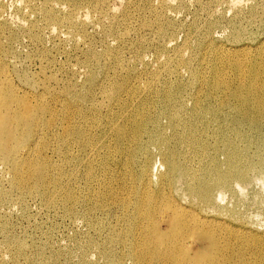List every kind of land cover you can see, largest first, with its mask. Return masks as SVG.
<instances>
[{
    "label": "bare ground",
    "instance_id": "obj_1",
    "mask_svg": "<svg viewBox=\"0 0 264 264\" xmlns=\"http://www.w3.org/2000/svg\"><path fill=\"white\" fill-rule=\"evenodd\" d=\"M193 5L205 19L179 42L173 21ZM225 6L235 16L220 42ZM19 12L27 25L0 21V165L10 174L0 201L40 200L99 236L118 234L90 239L77 258L42 246L30 255L2 224L12 256L0 264H98L88 249L116 246L120 260L108 263L264 264V224L241 199L264 185V0H25ZM41 21L66 22V35L47 27L65 42L101 24L117 44L86 45L84 86L47 61L36 75L13 61L14 44L22 28L42 40ZM148 48L155 62L141 67Z\"/></svg>",
    "mask_w": 264,
    "mask_h": 264
},
{
    "label": "rangeland",
    "instance_id": "obj_2",
    "mask_svg": "<svg viewBox=\"0 0 264 264\" xmlns=\"http://www.w3.org/2000/svg\"><path fill=\"white\" fill-rule=\"evenodd\" d=\"M243 1L249 2L252 5V2L255 0ZM19 5L24 6L25 0H0V21L9 20L18 22L23 20L27 25V23H29L28 18H25L21 12H19ZM123 9L124 7L121 6V11ZM219 14L225 16L223 20L221 19V28L223 30L216 33L218 38L224 37L218 40L222 42L228 39L225 37L228 36L227 33L231 31L230 21L234 19L235 10L227 6L220 7ZM201 15L202 11L196 5L190 8L184 7L179 10L178 17L174 19L172 25L177 41L182 42L184 40L187 30L201 17ZM201 19L204 20L205 17L202 16ZM167 21L170 20L167 19ZM60 24L61 22L59 24L46 21L39 22L40 30L45 31L42 35V40L38 42L30 40L26 34V28L20 29L21 31L16 35L17 40L14 44L15 58L13 61L36 75L40 73L41 63L47 61L48 64L51 65L50 71L52 73H63L67 82L84 86L88 83L87 76L85 75L87 70L83 67L87 60L86 53L84 52L86 45L91 44L99 52H102L109 46H115L117 40L115 35L106 36L104 34V27L99 24L97 27L87 26L81 31H74L75 37L81 38L80 42H76L75 40L65 42L58 38L57 34L51 35L49 29H47L48 26H54L60 30L56 33L62 32V34L66 35L70 29L65 25L66 22H63L62 25ZM251 30L259 34L263 33V30L254 28ZM85 34L88 38L85 37ZM6 35L7 34H4L3 36L6 37ZM66 47L67 51L65 50ZM140 49L141 47H139V50ZM155 53L156 51L154 48H148L143 57V61H140V66L142 67L146 63H154L156 59ZM125 55L129 57L132 54L126 50ZM103 61L107 60L103 58ZM98 87L100 88V85H98ZM213 105L218 106V103L215 102ZM215 143L216 141L213 137V145ZM220 156L222 159L225 157L224 154ZM0 172L2 175L0 176V186L9 190L8 179L10 178V174L5 171L3 165H0ZM263 186L261 181H257L251 188L243 187L244 195L241 197L243 200V212L247 215V219L251 220V223L264 224ZM8 199V201H0V227L2 224H7L8 235L22 238L29 248L28 254L30 255L35 251L33 249L42 246L48 248L49 252L52 250L60 253L68 252L67 257L75 256V258H77L82 252L81 245L85 244L90 239H95L102 243L106 238L109 240L118 234V231H111L103 236H99L86 229L82 219L72 221L56 213L54 210L49 211L43 207L40 200H20L17 196L12 195H10ZM259 199L262 200L259 201ZM232 202L233 198L229 194L226 195L223 204H231ZM116 219L117 218H110L107 220L106 224L108 226L112 225L111 223ZM4 235V232L0 233V255L6 256L10 260L12 251L9 244L4 241ZM99 246L100 245H97L95 247ZM113 249V255H100L96 250H91L90 248L87 252L88 254L90 253V258L98 264H111L108 263V261L115 260L117 262L120 260V252L122 251L121 246H116ZM33 255H35V252ZM61 258L66 260L64 255ZM20 263L27 264L25 260H20Z\"/></svg>",
    "mask_w": 264,
    "mask_h": 264
}]
</instances>
